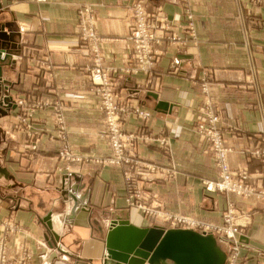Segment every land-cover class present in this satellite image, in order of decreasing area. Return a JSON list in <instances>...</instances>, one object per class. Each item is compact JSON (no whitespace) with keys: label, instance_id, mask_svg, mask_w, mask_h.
Masks as SVG:
<instances>
[{"label":"crops","instance_id":"1","mask_svg":"<svg viewBox=\"0 0 264 264\" xmlns=\"http://www.w3.org/2000/svg\"><path fill=\"white\" fill-rule=\"evenodd\" d=\"M135 1L0 0L1 59L5 56L0 60V237H8L9 255L28 245L33 264H102L116 219L148 224L126 205L130 166L102 162L112 148L88 75L94 53L79 27V9L92 6L100 59L105 66L121 67L132 51L129 7ZM145 3L148 10L166 15L172 27L158 30L160 61L154 75L119 71L114 84L153 111L143 131L170 143L169 149L142 143L139 157L167 167L175 178L141 181L142 186L150 191V201L165 209L210 219H219L232 202L241 213L238 220L246 224L240 264H264V203L203 193L202 180L216 179L217 171L194 126L203 106L200 76L211 69L210 95L233 148L231 165L247 168L264 184V162L244 152L264 134V6L253 7L249 0ZM23 98L31 107V100L47 103L29 117L27 106L17 104ZM143 124L132 117L127 128L141 130ZM38 130L33 150L32 133ZM64 146L86 161L60 159Z\"/></svg>","mask_w":264,"mask_h":264},{"label":"rangeland","instance_id":"2","mask_svg":"<svg viewBox=\"0 0 264 264\" xmlns=\"http://www.w3.org/2000/svg\"><path fill=\"white\" fill-rule=\"evenodd\" d=\"M136 1L138 3L141 2L144 5L146 11L155 16L154 19L156 23V27H155L156 37L154 38L155 40L152 41V48L155 53L153 55V58L150 59L151 65L136 62L134 59L131 61L130 56L134 49H133V43L129 39V36L128 39L132 43V51L129 55L127 62L123 66L114 67L118 69L116 72H114L112 66H105L103 64V61L100 60L101 61L100 64L106 70H109V74H108L109 79L105 84H107L111 88L110 89L111 97L115 104V107L111 109L108 108L105 104L106 97L104 95V90L102 89L103 86H101L94 80V73L96 72L97 69V65H96L97 60L95 55H94L95 58L94 65H91L88 68L89 78L93 83V85L95 86L96 94L100 99L99 108L101 111L104 112V128H103L104 134L106 135V137H108L110 146L112 148V155L106 158H102L103 159L102 162L108 165L125 164L127 166H130V168H128L125 173L126 184L129 189V193L126 196L125 201L128 209L129 208L136 209L145 217V221L148 222V224L144 227L160 226L165 229H172V228L192 229L200 233L201 230L206 229L208 227L210 229L208 234H213L217 238L219 245L227 253V259L225 264H240V261L242 260V243H243V241H241L240 238L245 235L246 224L244 223V221L238 220V216L241 213L236 212L235 206L232 202L229 203L228 209L223 212L222 216L219 219H210L207 218L206 216L205 217L197 216L191 213H180L177 211L165 209L163 205H161L160 203L155 204L154 200L150 201L151 200L150 191L142 186L143 182L148 180L171 181L172 179L175 178V172H172L167 167H163L162 165L156 162L144 160L143 158L139 157L137 150H139L142 143H146V144L157 143L161 147L162 146L166 148L168 147V149L170 148V143L164 137L155 136L151 133H146L143 131V129L146 128L147 121H149L152 118L153 111L144 107L142 104L138 102H134L127 95L117 90V87L114 84L115 73L119 71L127 74H138L142 72L148 76L154 75L155 67L157 63L160 61V53L156 48V45L160 40L158 30H160V28H162L163 25L166 26L165 28L166 31H171L172 27L171 24L169 23V18L166 15L163 16L161 11L153 12L148 10L145 0H136ZM249 2L253 7L264 6V0H249ZM185 3L187 4L188 0H185ZM187 14H188V18H191L190 17L191 14L188 11ZM186 28L191 32H193L194 28L191 23H188ZM170 35H171L170 40L175 42L176 35L172 32ZM98 49H99V45H98ZM89 50L93 51L91 45ZM99 52L101 53L100 49ZM134 66H135V70H131V71L127 70L129 67H134ZM212 76H213V71L211 69H205L200 76V80H201L200 86H201V93L203 96V106L200 108V112H198V115L196 117V123L194 125L196 130L202 137L203 142H205L208 145L209 147L208 151L211 157L213 158L215 169L217 171L216 179L207 178L202 180L201 184H202L203 193L204 194L220 193L226 196H228L229 194H235L237 196L244 198L253 197L256 200H260L261 202L264 203V198L260 197V194H264V184H260L261 185L260 186L257 179L254 178L255 176H253L247 168L240 167L237 169V168H233L231 165L230 159H231V153L233 152V148L230 145H228L226 141V132L223 127L221 115L214 110L213 101L210 95V81ZM23 99L25 100L26 105L22 106L19 103L20 99L18 100L17 104H19L23 108L27 106L26 113L27 116L29 117L34 116L35 108L39 109L42 107V105L47 103V101L45 100H39V99L31 100L32 101L31 103L34 105L31 107L28 104L29 100L25 98ZM146 112L148 113V115L145 117ZM113 113L117 116L118 131H115L113 129V126L109 120L110 115H113ZM211 115L218 117V121L215 123V126L218 130H220L222 134L223 146L227 149V151L223 156L216 153L213 142L208 138L206 133L203 132L200 128L201 123H205L207 126H210L209 120ZM132 117H137L143 120L144 124L141 130H131L127 128L128 121ZM63 123L64 122L62 118H60V128L64 129ZM28 126H29V122H27V131H31V128H28ZM40 134L41 132L39 130L32 133L34 141L33 143L30 142V144L32 145L33 150L37 149L38 146L37 140H39ZM116 138L119 139L122 146L121 154L117 153L116 147L114 145V140ZM33 145H35V148H33ZM65 150L69 152L67 157L62 155V151ZM244 152L248 156L257 158L260 161L264 162V134L259 135L256 144L248 147ZM59 157L62 160L70 161V162L86 161L84 157L75 154L67 146H64V148L61 150ZM99 158L96 157L95 158L96 161ZM225 175L228 176L229 179L233 181V183H236L237 185H240L244 190H247L249 194L238 193L237 190L228 189V188L208 189L207 183L213 182L214 185L216 186L217 183H220L226 179ZM180 217L194 220L199 228L197 229L194 228L192 224L189 225L188 227L187 223L182 225H176L175 222ZM117 220L119 219H116V221ZM186 221L188 222L189 220ZM8 226L9 227L6 229L12 230L13 226L12 225H8ZM235 239L238 240L240 248L232 247V243ZM106 254H107V249L105 250V254L102 259V264H105L104 261ZM247 257H249V254L246 253L245 258ZM33 258H34L33 252L30 250L28 245H26V247L23 246L22 248H20L19 252H16L13 255H9L8 237L7 236L0 237V264H33ZM245 261L248 262L247 260ZM254 264H259V262H255Z\"/></svg>","mask_w":264,"mask_h":264},{"label":"water","instance_id":"3","mask_svg":"<svg viewBox=\"0 0 264 264\" xmlns=\"http://www.w3.org/2000/svg\"><path fill=\"white\" fill-rule=\"evenodd\" d=\"M105 242V264H225L227 259L213 234L144 227L127 219L113 222Z\"/></svg>","mask_w":264,"mask_h":264},{"label":"built area","instance_id":"4","mask_svg":"<svg viewBox=\"0 0 264 264\" xmlns=\"http://www.w3.org/2000/svg\"><path fill=\"white\" fill-rule=\"evenodd\" d=\"M130 11L134 17V25L131 29L129 39L133 43V52L130 56L131 61L134 59L136 62L145 63L147 65H151L150 59L153 58L154 50L152 48V41L155 40L156 37L155 33V19L154 15L148 13L144 7V5L137 1L134 2L130 7ZM96 13L92 6L90 5H83L79 9V27H80V34L81 37L87 42L88 46H92L93 53L96 56L97 60V69L94 73V80L98 84H100L102 89L104 90V95L106 97V106L108 108L115 107V104L113 102V99L111 97V91L110 87L105 84L108 81V74L109 70H106L101 64H100V52L98 49V43H99V37L96 31ZM130 61V62H131ZM114 72H116L118 69L114 68ZM128 71L135 70L134 67H129L127 69ZM19 103L24 106L26 105V102L24 99H20ZM148 115V113H145V117ZM109 120L113 126V129L115 131H118L117 129V116L113 113V115H110ZM210 126H207L205 123L200 124V128L203 132L206 133L208 138L213 142L214 148L216 150L217 154H220L223 156L227 149L223 146V140H222V134L220 130H218L215 126V123L218 121V117L211 115L210 116ZM36 145V144H35ZM35 145H33V148H35ZM114 145L116 147V151L118 154L122 153V146L118 138L114 140ZM69 152L67 150L62 151L63 156H68ZM226 176V175H225ZM208 189L213 188H219V189H234L237 190L238 193H246L249 194L247 190H244L240 185H237L236 183H233L231 179H229L228 176H226V179L220 183H217L216 186L213 182L207 183ZM260 197L264 198V194H260ZM186 220H189L188 222ZM187 223L188 227L189 225H193L194 228H199L197 223H195L192 219H186V218H178V220L175 222L176 225H182ZM210 229L207 227L206 229L201 230V233H209ZM232 247L240 248L238 240H234L232 243Z\"/></svg>","mask_w":264,"mask_h":264}]
</instances>
